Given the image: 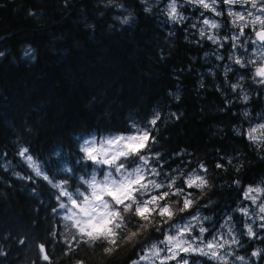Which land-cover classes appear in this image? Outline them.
<instances>
[{"label":"trees","instance_id":"obj_1","mask_svg":"<svg viewBox=\"0 0 264 264\" xmlns=\"http://www.w3.org/2000/svg\"><path fill=\"white\" fill-rule=\"evenodd\" d=\"M183 11L187 19L171 21L146 0H0V264H48L38 258L40 243L46 245L51 264H130L136 258L132 245L105 255L99 245L81 244L64 255L62 213L52 211L57 190L35 177L17 151L28 147L49 176L79 187L75 177L92 171L76 163L82 138L124 132L156 113L162 120L153 151L162 154L164 171L183 168L182 161L191 162L185 171L203 162L211 187L194 195L201 213L211 217L205 227L224 233L220 225L232 217L239 244L231 251L245 260L229 255L228 264H264V252L251 255L264 249V231L257 227L261 213L258 204L243 198L247 186L264 182V149L237 134L264 123V94L247 66L228 59L234 57L231 42L221 40L225 46L219 48L199 36L203 13L188 6ZM218 17L223 27L213 32L223 38L229 32L227 16ZM226 67L231 68L227 78ZM238 81L241 87L233 92L230 85ZM245 94L247 102L241 99ZM181 150L182 160L175 159ZM217 162L226 170L217 169ZM65 167L73 170L71 177L58 171ZM241 207L251 219L234 211ZM245 223L253 224L256 237H247ZM160 238L152 232L149 242Z\"/></svg>","mask_w":264,"mask_h":264},{"label":"snow or ice","instance_id":"obj_2","mask_svg":"<svg viewBox=\"0 0 264 264\" xmlns=\"http://www.w3.org/2000/svg\"><path fill=\"white\" fill-rule=\"evenodd\" d=\"M188 2L210 10L216 16L225 15V12L217 11V5L228 6L226 9L227 17L230 18L228 23L238 27V34L223 38L218 33L207 34L213 29L223 27L217 20L208 17H204L202 21L203 25L208 27H201L198 33L202 39L211 41L219 48L225 46L221 40L230 41L232 49L246 47L240 43V37L245 35L246 28L254 31L255 39L251 42L253 45H259L261 49L258 54L260 62L249 60L247 64L254 66V82L264 86V0H210V2L188 0ZM244 4H250L252 9L261 14L233 10L234 5ZM167 15L171 21L187 19L178 11L177 0H170L167 4ZM123 22L127 23V18ZM192 27L195 28L196 25L193 24ZM216 58L224 59L219 54ZM228 59H234V63L242 68L247 66L241 57L234 58L229 55ZM230 71L231 68H225V78ZM243 79V76L239 77V80ZM240 87L239 81L230 85L233 92ZM241 99L247 102L249 97L245 94ZM172 115L177 120L180 119L175 113ZM243 115L248 117L249 114L245 111ZM261 119L264 120V117ZM161 120V114L156 113L143 125L139 122L129 124L124 132L82 138L78 144V150L82 155L76 163L91 166L92 171L87 177H75L79 187L70 185L69 179L57 180L54 176H49L28 147L18 149L17 155L21 162L32 170L35 177L42 178L57 190L55 196L57 207L52 211L56 215L62 213L64 232L61 234V242L65 245L64 255L76 252L81 244L90 248L99 245L105 255L113 254L124 245H132L136 248V258L132 259L130 264H200V261L194 260L193 257L228 264L229 255L234 257V261L245 260V257L237 256L231 251V246L238 245L239 240L230 226L232 221L230 215L220 225L221 228L227 229L226 233L205 227V222L211 220V217L201 213V206H198L199 197L194 195V192L203 194L205 189L211 187L207 177V166L198 161L195 167L185 171L187 164L191 162L182 161L183 168L177 165L170 171H164L166 162L162 160V154L153 151V146L158 143L157 124ZM237 134L247 139L251 145L264 149V123L243 132L237 130ZM174 155L175 159L182 160L185 151L181 150ZM56 156L59 157L60 153L57 152ZM232 162L233 158L229 157L227 164L231 165ZM215 167L226 170V165L219 162ZM241 167H236L235 171L239 173ZM58 171L69 177L73 175L71 168L65 167ZM14 175L21 179H33V176L25 177L20 173ZM161 177L163 179H160ZM233 184L239 186L240 181L234 180ZM262 197L264 182L256 186L249 185L243 191V198L251 201L253 205H257V201ZM202 207L207 208L208 205ZM257 207L261 213L258 216L261 223L257 227L264 231V202ZM193 209L195 211L192 214L184 215ZM234 211H239L251 219L249 210L245 207ZM244 227L247 229L246 235L249 239L257 236L253 224L245 223ZM152 232L159 234L161 238L149 242ZM205 234H208L209 238H206ZM51 235L55 239L57 232L53 231ZM37 248L39 260L51 264L46 245L40 243ZM262 252L264 249H257L251 255L259 257ZM0 255L3 253L0 252ZM74 264H85V261L76 260Z\"/></svg>","mask_w":264,"mask_h":264},{"label":"rangeland","instance_id":"obj_3","mask_svg":"<svg viewBox=\"0 0 264 264\" xmlns=\"http://www.w3.org/2000/svg\"><path fill=\"white\" fill-rule=\"evenodd\" d=\"M146 1H148V3H155V5L161 9L162 13L167 14V4L170 2V0H146ZM209 2H210V0H209ZM177 3H178V11L181 12L183 14V16H185V12L183 11V8L185 6H188L190 8H198V10L203 13V15L200 19V22H199V28H201V27L207 28L208 27L206 25H203V23H202L204 17H208L209 19H215L220 23L219 17L216 16L214 13H212L208 9H204V8L200 7L199 5H193V4L189 3L188 0H177ZM216 7H217V11L225 12V15L227 16L226 9L228 6L223 5V4H219ZM258 7H259V5H258ZM233 10L234 11H240V12H245L247 10V11H253L257 15L261 14L256 9H252L250 4L234 5ZM194 13L197 14V11H195ZM229 19L230 18L227 17V19H225V21L228 23ZM249 19H251V18H249ZM226 27H227L229 32L225 36L231 37L232 35L238 34V32H239L238 27H235V26L231 25L230 23H228V25H226ZM210 34H214L213 30L210 31ZM253 39H255L254 31H252L250 28H246L245 29V35L240 37V43L246 45V47H238L236 49H233L234 58L235 57H241L246 64H247V61H249V60H258V54L261 51V49L259 48V45H253L252 44L251 41ZM229 43H230V41H229ZM254 49H255V51H254ZM259 62L260 61L258 60V63ZM247 68H248L249 72H251V74H252L251 78L253 80L254 66L251 64H247ZM253 82H254V80H253ZM256 85L261 87V90L264 94V86H261L260 84H257V83H256ZM258 124H260V123H258ZM104 136H108V135H104ZM261 200H263V202H264V197H262ZM257 204H260V202H258ZM226 232H227V229L224 231V233H226Z\"/></svg>","mask_w":264,"mask_h":264}]
</instances>
